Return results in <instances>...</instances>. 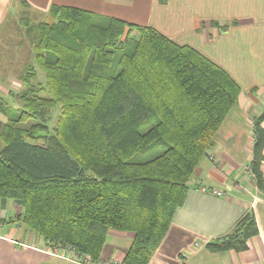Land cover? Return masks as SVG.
<instances>
[{
    "label": "trees",
    "instance_id": "1",
    "mask_svg": "<svg viewBox=\"0 0 264 264\" xmlns=\"http://www.w3.org/2000/svg\"><path fill=\"white\" fill-rule=\"evenodd\" d=\"M30 11L19 19V43L30 50L17 75L21 88L0 94V201L20 207L7 220L84 264L101 263L110 230L129 231L118 264H149L242 88L155 26L73 5ZM35 13L42 18L32 20ZM263 121L264 109L252 123L250 171L264 194ZM258 233L246 211L206 247L244 251Z\"/></svg>",
    "mask_w": 264,
    "mask_h": 264
},
{
    "label": "crops",
    "instance_id": "2",
    "mask_svg": "<svg viewBox=\"0 0 264 264\" xmlns=\"http://www.w3.org/2000/svg\"><path fill=\"white\" fill-rule=\"evenodd\" d=\"M53 4L155 26L175 41L196 47L239 82L238 105L195 170L187 200L176 211L149 264H264V194L250 171L251 123L264 109V0H0V31L6 22L15 23L14 16L24 14L27 7L41 15ZM234 20L237 23L231 25ZM227 23L230 26L222 29ZM262 170L264 175V160ZM200 184L222 194L203 191ZM9 203L0 201V264H64L59 260L78 264L48 252L45 242L24 225L9 223L7 219L20 211L15 203L11 212L6 211ZM250 210L259 233L249 239L246 250L207 249V242L232 231ZM133 237L129 231L110 230L100 264H118Z\"/></svg>",
    "mask_w": 264,
    "mask_h": 264
},
{
    "label": "rangeland",
    "instance_id": "3",
    "mask_svg": "<svg viewBox=\"0 0 264 264\" xmlns=\"http://www.w3.org/2000/svg\"><path fill=\"white\" fill-rule=\"evenodd\" d=\"M21 8V7H20ZM24 10V9H23ZM25 12H32L28 8L27 10H24ZM23 14H18V17L14 16L15 23L10 22L6 26V31L3 34V39L6 41L4 44L1 45L0 47V94H9L10 91L16 92L18 91L21 87L17 75L18 73L21 72L23 64L26 62V59L28 57V54L30 52L29 45H22L20 44V40L22 41L23 38H25V35H23V29L21 25L19 24L20 22V16ZM31 19L34 21H38L42 18V16L38 14H30ZM9 52V54H8ZM9 100L12 99L11 96L7 95L6 96ZM56 115H57V110L53 111V118H52V123L56 122ZM0 118H3L2 115H0ZM148 126V125H147ZM146 126V128H147ZM8 207L6 208V211L11 212L12 211V204L13 201L9 200ZM9 215V213H8ZM49 250V249H48ZM60 253H62L63 248L60 249ZM53 251V250H50ZM54 252V251H53ZM58 252V254H59ZM71 254V252L69 251ZM74 255H77L74 253ZM80 261L83 262V258L79 257ZM67 259V258H66ZM70 260V259H68ZM60 262L64 264H69L67 261H61ZM73 261V260H70ZM74 262V261H73ZM81 262V263H82ZM77 263V262H75ZM79 264V263H78Z\"/></svg>",
    "mask_w": 264,
    "mask_h": 264
},
{
    "label": "built area",
    "instance_id": "4",
    "mask_svg": "<svg viewBox=\"0 0 264 264\" xmlns=\"http://www.w3.org/2000/svg\"><path fill=\"white\" fill-rule=\"evenodd\" d=\"M252 125L253 124L251 123V126ZM199 187L203 191L213 192L216 195H221L222 194V192L219 191V190L212 189V188L206 187V186L201 185V184H200ZM53 251L48 250V252H50L51 254H54V255H57V256H60V257H65V258L73 260L74 262H77L79 264H84V263H81L82 261H80L79 258L77 257V255H74V252L72 250H70V249L69 250L63 249L62 253L59 252V251H61L60 249H54ZM69 251L71 252V254L69 253ZM58 252H59V254H58Z\"/></svg>",
    "mask_w": 264,
    "mask_h": 264
}]
</instances>
